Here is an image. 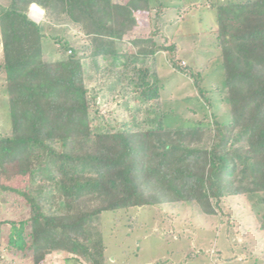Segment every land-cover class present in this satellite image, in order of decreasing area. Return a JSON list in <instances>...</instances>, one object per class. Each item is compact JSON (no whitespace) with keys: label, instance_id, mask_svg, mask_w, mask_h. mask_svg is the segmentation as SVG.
<instances>
[{"label":"trees","instance_id":"trees-1","mask_svg":"<svg viewBox=\"0 0 264 264\" xmlns=\"http://www.w3.org/2000/svg\"><path fill=\"white\" fill-rule=\"evenodd\" d=\"M31 6L41 21L29 18ZM163 9L159 0H1L10 128L0 132V212L24 215L0 219L9 257L106 264L103 213L188 204L223 216L227 200L264 195V0L214 8L225 124L210 113L205 125H165L157 55L210 111L211 93L174 44L156 45V26L146 51H119L136 13L157 21Z\"/></svg>","mask_w":264,"mask_h":264},{"label":"rangeland","instance_id":"rangeland-1","mask_svg":"<svg viewBox=\"0 0 264 264\" xmlns=\"http://www.w3.org/2000/svg\"><path fill=\"white\" fill-rule=\"evenodd\" d=\"M159 1L164 8L161 18L156 21L153 11L136 13V28L118 42L119 51H146L149 34L156 26V45L174 44L176 59L181 65L200 72L203 78L201 87L211 93L210 111L198 99L191 82L171 70L166 54L157 55L156 69L165 125L175 128L194 126L199 122L205 125L211 121L210 113L220 123H228L229 108L223 95L218 93L222 86V69L215 38L214 10L215 6L228 0ZM149 3L151 7L155 6V0H149ZM41 13L38 15L30 8L29 18L39 22L43 17ZM9 128L8 102L3 75L0 74V132ZM221 212L223 216H206L187 204L103 213L100 225L106 264H264V195L229 199ZM0 213V219L24 216ZM0 256L3 257L0 264H30L14 260L1 247ZM72 259L59 253L47 256L42 264H76Z\"/></svg>","mask_w":264,"mask_h":264},{"label":"bare ground","instance_id":"bare-ground-1","mask_svg":"<svg viewBox=\"0 0 264 264\" xmlns=\"http://www.w3.org/2000/svg\"><path fill=\"white\" fill-rule=\"evenodd\" d=\"M31 9H32V11H33L34 13H36V14H38V15H41V14H42V13H41V10L38 9L37 7H35V6H31Z\"/></svg>","mask_w":264,"mask_h":264}]
</instances>
